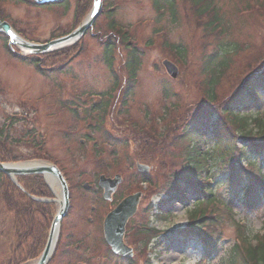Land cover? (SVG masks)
Masks as SVG:
<instances>
[{
  "label": "rangeland",
  "instance_id": "1",
  "mask_svg": "<svg viewBox=\"0 0 264 264\" xmlns=\"http://www.w3.org/2000/svg\"><path fill=\"white\" fill-rule=\"evenodd\" d=\"M79 1L67 0L52 8L35 6L32 0L5 2L0 6L3 13L12 16L17 26L26 31V36L47 42L51 37L70 33L90 14L89 10L84 15L77 13ZM108 1L109 7L103 1V14L81 43L70 45L78 46L74 51L46 55L41 58L40 68L16 57L13 51L23 52L15 47L9 49V38L0 32V130L6 131L15 123L8 139L24 134H36L38 141L44 138L48 156L24 144L12 150L8 139L5 143L10 147L0 143V155L4 152L8 154L5 159H20L14 162L55 161L67 169L69 184L75 188L74 209L63 225L61 242L49 264H228L231 249L238 242L241 243L238 251L246 260L243 263H248V249L264 233V202L260 210H246L234 199L239 187L224 185L220 176L213 178L217 201L203 209L214 216L207 225V233L220 236L217 255L207 252L198 239L180 233L196 218L195 210L201 208H197L196 198L189 197L182 203L164 199L170 178L185 166L183 158L191 150L183 135L186 122L203 109L205 113L217 107L221 111L233 91L264 67V0H216L222 7L225 29L209 38L202 26L197 25L186 0H178L177 23L169 20L168 11L158 19L154 0ZM109 8H114L111 14ZM112 20L130 33V39L141 51L136 87L127 96L128 54L124 44L119 43L120 35L112 28ZM106 39L118 42L113 69L103 60L102 41ZM221 39L236 50L232 52L230 65L218 75L205 67V59L216 50ZM166 59L179 68L176 79L166 73L162 63ZM212 94L215 99H211ZM261 101V105L243 111L247 120L264 113V92ZM245 124V131H257L251 121L250 125ZM240 126L237 122L236 130L242 133L244 128ZM193 137L204 150L214 148L208 134L202 139ZM239 145H244L243 141ZM96 146L103 156L99 152L97 158L91 154ZM11 151L15 155H10ZM248 156L258 159L264 172L263 159ZM138 162L152 166L149 183L141 181L142 173L136 169ZM214 163L212 159L211 165ZM119 173L124 180L114 200L105 201L98 194V177L100 174L114 177ZM86 182L93 189L84 191L78 185ZM46 185L56 199L54 215L59 196L47 182ZM141 190L142 204L128 227L127 243L135 250L130 261L107 247L102 226L106 215L123 197ZM89 217L94 220L88 221ZM13 220L14 214H1L0 264H8L11 259L22 264L30 259L33 242L22 245L17 236L22 230L13 228Z\"/></svg>",
  "mask_w": 264,
  "mask_h": 264
},
{
  "label": "trees",
  "instance_id": "2",
  "mask_svg": "<svg viewBox=\"0 0 264 264\" xmlns=\"http://www.w3.org/2000/svg\"><path fill=\"white\" fill-rule=\"evenodd\" d=\"M83 1V0H82ZM5 2H12L13 4L19 3V0H0V5ZM105 6L109 7V1L104 0ZM259 2V1H258ZM92 0H84L82 3L79 1L77 13L86 14L92 6ZM190 9L197 25L202 26L206 35L209 37L212 34L219 35L224 31V21L222 18V7L218 6L216 0H186L185 2ZM153 5L158 12V19L165 15L168 11L169 20L172 23H177L179 20L178 0H154ZM259 6V3H257ZM262 6V5H261ZM260 6V7H261ZM58 7L55 5H47L43 8ZM114 8H109L107 11L112 13ZM79 10V11H78ZM264 11V10H263ZM261 12V11H260ZM0 17L7 19L11 22L13 27L17 28L19 32L26 35L25 30L17 26L18 22L13 20L12 16L8 13H3L2 6H0ZM18 20V19H17ZM111 26L116 32L119 33V43L124 44L126 53L128 54L126 65L128 66L129 88L126 91V96L129 95L134 87L138 78L137 72L140 66L141 51L135 45L133 39L131 40L127 30H122L120 27L111 21ZM227 31H225L226 33ZM228 33V32H227ZM105 35V34H104ZM102 41L103 57L106 65L113 69L115 49H118V42ZM135 46H134V45ZM78 46L70 47L55 54H64L65 52L74 51ZM236 49L230 46L227 42H221L213 49L211 54L205 59V67L213 74H222L231 62L232 52ZM53 54V53H51ZM43 55L42 57H45ZM72 55L70 56L71 59ZM31 63L40 68L42 60L37 56L28 57ZM27 59V60H28ZM69 60V58H67ZM54 67V66H53ZM51 67V69H53ZM43 70V69H42ZM258 73H254L246 78L243 83L238 86L228 99L225 100L224 107L219 111L218 107L215 110L205 113L204 109L201 113L195 114L184 125L183 135L188 140L187 147L191 148L184 156L185 166L179 172L174 173L169 180V185L166 187V194L168 200L184 202L189 197L200 201L198 208L195 212L197 216L192 220V224L182 230L181 234H187L192 239H198L199 243L207 250L218 255L219 239L220 236L213 237L207 233V225L214 220L206 208L208 203L215 202L217 199L214 190L215 176H220L223 179V184L228 186L239 187L240 191L235 194L234 199L241 202V205L246 210H260V206L264 202V173H262V166L260 161L255 158H248V155L259 156L264 161V118L253 120L257 126V131L246 130L248 124L247 117H244V112L247 109H252L261 103V94L264 92V67L259 69ZM62 69H59L58 73ZM43 72V71H42ZM215 79V77H214ZM212 83L214 81H211ZM211 99H215L212 94ZM242 112V113H241ZM243 115V116H241ZM241 124L240 127L244 128L242 133L236 130V123ZM15 123L12 124V126ZM249 125V124H248ZM247 125V126H248ZM11 126V127H12ZM9 128V127H8ZM0 130V143L8 148L5 132ZM245 131V132H244ZM244 132V134H243ZM204 134L211 136L209 139L213 142V149L204 150L199 140H194L195 137L203 138ZM90 139H93L90 137ZM239 140L243 141L244 145L239 146ZM108 142V141H107ZM20 144L33 149L38 154H45L44 141L38 142L36 134H24V136H15L11 149L20 147ZM103 146V145H102ZM105 147V146H103ZM3 149V148H2ZM101 148L96 146L91 150V154L96 156L97 152L101 155ZM15 155L11 151L10 155ZM4 152H1L0 160L11 161L20 160L18 158L5 159ZM97 155V156H99ZM96 156V158H97ZM212 159L215 163L211 165ZM249 159V160H247ZM247 160V164L243 165V161ZM72 161L77 162V158H72ZM253 170V171H252ZM255 171L257 172L256 174ZM19 182L24 187L20 189L13 180L10 179L5 173L0 172V217L3 212H8L13 216V228L21 229L22 232L15 235L18 236L22 245L32 240V248L28 258H36L41 253L42 248L46 243V238L49 232L50 222L53 216V203L39 202L30 198V195L40 197L52 196L49 187L46 185L45 179L40 175L33 176H19ZM241 195V196H240ZM229 206H232L228 202ZM213 237V238H211ZM29 239V240H28ZM19 250V249H18ZM15 252V249L13 250ZM247 264H264V239L260 243L248 249ZM246 261L241 253H239L236 246L231 249V257L228 264H244ZM245 263V264H246ZM8 264H15L11 259Z\"/></svg>",
  "mask_w": 264,
  "mask_h": 264
},
{
  "label": "water",
  "instance_id": "3",
  "mask_svg": "<svg viewBox=\"0 0 264 264\" xmlns=\"http://www.w3.org/2000/svg\"><path fill=\"white\" fill-rule=\"evenodd\" d=\"M37 4H47L58 3L64 0H34ZM93 7L90 10V14L80 23V26L70 32V34L66 36H61L56 39L49 40V42L45 43H36L30 40H26L24 37H21L14 29L10 26L7 21H2L0 19V31L10 38L9 46H18L23 51L24 54H47L49 52L60 50V48L69 47L72 44L80 41L84 34L95 24L94 22L101 16L102 8H103V0H94ZM165 64L166 70L169 74H171L174 78L178 77V68L172 63L170 60H165L163 62ZM139 170L148 171L149 167L143 164H138ZM4 172L10 178L15 179L17 175H33L39 174L46 178L47 174L53 175L56 177L58 186H60V199H59V208L54 217V220L50 227V233L48 236V242L44 249L42 255L37 259L36 264H48V260L54 253L55 246L58 242L56 238L57 233L60 232V226L67 215V212L70 209V196H69V185H67L66 178L62 175L61 170L56 164H32L30 162H22V163H5L0 161V172ZM122 181V176L119 174L115 178L106 177L102 175L100 177V184L104 188V194L106 199L112 198V193L115 192ZM89 184L86 185V187ZM141 194L130 195L120 202V205L112 210L110 214H108L104 226H105V237L107 238L108 243L113 248V250L120 254L125 255L127 257L133 256V249L128 247L124 241V233L126 229V223L133 216V214L137 211L138 203L140 200ZM40 201H49V199L34 197ZM58 237V236H57Z\"/></svg>",
  "mask_w": 264,
  "mask_h": 264
},
{
  "label": "bare ground",
  "instance_id": "4",
  "mask_svg": "<svg viewBox=\"0 0 264 264\" xmlns=\"http://www.w3.org/2000/svg\"><path fill=\"white\" fill-rule=\"evenodd\" d=\"M42 162L40 161H33L32 164H41ZM47 164H50V162H45ZM47 181L49 183V185L54 189V191H56L57 193H59V186H58V183H57V179L56 177H54L53 175H50V174H47ZM58 236V233L56 235V238Z\"/></svg>",
  "mask_w": 264,
  "mask_h": 264
},
{
  "label": "flooded vegetation",
  "instance_id": "5",
  "mask_svg": "<svg viewBox=\"0 0 264 264\" xmlns=\"http://www.w3.org/2000/svg\"><path fill=\"white\" fill-rule=\"evenodd\" d=\"M89 221H93L94 220V218L93 217H89V219H88ZM22 264H24V263H22Z\"/></svg>",
  "mask_w": 264,
  "mask_h": 264
}]
</instances>
